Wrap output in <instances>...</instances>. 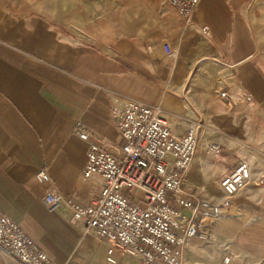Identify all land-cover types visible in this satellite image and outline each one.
<instances>
[{
	"label": "crops",
	"instance_id": "1",
	"mask_svg": "<svg viewBox=\"0 0 264 264\" xmlns=\"http://www.w3.org/2000/svg\"><path fill=\"white\" fill-rule=\"evenodd\" d=\"M189 20L167 0H0V212L58 262L141 264L44 202L54 186L83 204L99 191L84 176L88 151L97 142L122 152L113 107L128 95L159 106L178 137L196 128L183 190L225 200L222 178L242 161L252 171L218 228L190 241L184 264H264V185L254 181L264 172V0H200ZM222 86L251 101L231 108ZM78 122L94 135L82 140ZM0 262L15 264L1 246Z\"/></svg>",
	"mask_w": 264,
	"mask_h": 264
},
{
	"label": "built area",
	"instance_id": "2",
	"mask_svg": "<svg viewBox=\"0 0 264 264\" xmlns=\"http://www.w3.org/2000/svg\"><path fill=\"white\" fill-rule=\"evenodd\" d=\"M167 1L190 25L189 15L200 0ZM202 33L220 42L207 26ZM163 49L168 55L174 54L169 42L163 44ZM217 93L231 108L251 101L246 93L240 100L235 99L228 86L220 87ZM113 110L121 115L119 128L125 139L122 152L94 142L84 171L86 178L99 180V191L83 204L66 199L54 186L45 194L44 202L51 211L64 207L72 217L83 221L88 233L139 256L141 264H184L190 241L210 234L204 230L205 218L215 219L224 214L221 209H229L237 193L253 179L251 168L242 161L222 178L227 198L220 205L208 202L202 194L188 196L183 191L185 173L201 146L196 128L191 127L182 137L176 136L159 106L133 96H118ZM75 133L82 140L94 135L82 122L76 124ZM205 149L218 152L221 146L208 141ZM38 177L50 180L45 168L39 170ZM258 180L264 183V173ZM0 246L11 254L15 264H62L15 219L2 212ZM229 261L226 257L225 262Z\"/></svg>",
	"mask_w": 264,
	"mask_h": 264
},
{
	"label": "rangeland",
	"instance_id": "3",
	"mask_svg": "<svg viewBox=\"0 0 264 264\" xmlns=\"http://www.w3.org/2000/svg\"><path fill=\"white\" fill-rule=\"evenodd\" d=\"M264 173V172H263ZM262 173V174H263ZM261 174V175H262ZM261 175L259 176V177H261ZM254 181H257L258 183H260V184H263L264 185V183H263V181L262 180H256V179H254ZM183 191H185V189L183 190ZM186 193L187 192H189V190H187V191H185ZM188 194V196H196V195H194V193L192 194V193H187ZM200 195V194H199ZM203 195V197L205 198V200H207L208 202H211V203H215V204H218V205H220L221 203H223L225 200H226V198H227V194H226V198H225V200H220V201H214V200H212L211 199V196L210 195H208V194H202ZM263 205H264V200H263ZM227 211V208L225 207L224 209H221V212L222 213H225ZM234 212H238V210H235ZM221 215H219L217 218H215V219H213V218H205V221H204V230H206V231H212V230H215V229H217L218 228V221H219V217H220ZM96 236V235H95ZM117 247H119V248H121L120 246H118V245H116ZM99 259H100V257H97V256H95L92 260H93V263L95 264V263H97L98 261H99Z\"/></svg>",
	"mask_w": 264,
	"mask_h": 264
}]
</instances>
